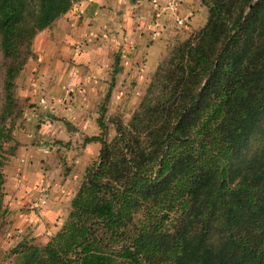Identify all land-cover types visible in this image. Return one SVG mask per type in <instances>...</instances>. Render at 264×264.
<instances>
[{
  "label": "trees",
  "instance_id": "1",
  "mask_svg": "<svg viewBox=\"0 0 264 264\" xmlns=\"http://www.w3.org/2000/svg\"><path fill=\"white\" fill-rule=\"evenodd\" d=\"M78 1L0 0L8 114L34 36ZM253 1L211 0L125 129L87 137L101 142L97 167L46 244L16 246L18 264H264V0Z\"/></svg>",
  "mask_w": 264,
  "mask_h": 264
},
{
  "label": "rangeland",
  "instance_id": "2",
  "mask_svg": "<svg viewBox=\"0 0 264 264\" xmlns=\"http://www.w3.org/2000/svg\"><path fill=\"white\" fill-rule=\"evenodd\" d=\"M180 1L128 0L138 7L127 12L118 7L116 16V9H106L98 19L80 14L72 40H59L64 50L58 52L39 31L26 61L37 63L28 72L33 82L24 87L18 80L25 63L15 79L9 114L0 50V126L12 125L8 137L0 136V153L7 158L1 168L0 264H18L17 245L42 246L59 231L78 186L99 162L101 142L87 137L101 135L108 142L117 134L114 123L124 130L157 65L205 24L211 0H186L181 14ZM194 8L205 21L197 29L188 22Z\"/></svg>",
  "mask_w": 264,
  "mask_h": 264
},
{
  "label": "crops",
  "instance_id": "3",
  "mask_svg": "<svg viewBox=\"0 0 264 264\" xmlns=\"http://www.w3.org/2000/svg\"><path fill=\"white\" fill-rule=\"evenodd\" d=\"M185 1L186 0H182L179 2L181 4V9L179 10L180 14L183 13L184 10H187L185 8V4H186ZM130 5L132 7H130ZM138 5L139 4H135L133 2H130L129 4L128 0H82V1L75 3L67 13H65L63 16L58 18L51 26L41 31L42 32L44 31L43 33L47 34L46 37L48 38V40H46V42L48 41V44H50V46L53 45V48H55L58 52L59 50H64V48L60 46L59 40H67V41L72 40V38L70 37V32L75 30L76 28L75 21L79 17L80 14H82L84 17H89L88 19H90L91 17L92 19H96V18L98 19V17L102 15L104 10L106 9H110V8L112 10L116 9V13H115V16H116L119 12L118 7H121V8L124 7V11L127 12L129 9L133 8V6L138 7ZM193 5L194 3L192 4V6ZM138 12L141 13L139 9H138ZM189 13H190V18L188 20L190 24L189 28L197 29L204 24L205 21H202V17L200 18L201 16L199 15L200 11H198L197 8H194ZM67 17H69L70 22H67V19H68ZM72 18L74 20H72ZM38 36H41V35H38ZM25 66L26 67L24 68V70L21 71L20 79H18V80H21L20 82L21 84H23L24 87L30 81L33 82V76L31 75L30 77H28V72L31 67H35L36 69L37 63L36 62L34 64L26 63Z\"/></svg>",
  "mask_w": 264,
  "mask_h": 264
},
{
  "label": "built area",
  "instance_id": "4",
  "mask_svg": "<svg viewBox=\"0 0 264 264\" xmlns=\"http://www.w3.org/2000/svg\"><path fill=\"white\" fill-rule=\"evenodd\" d=\"M157 0H152L153 3H155ZM180 22V21H179Z\"/></svg>",
  "mask_w": 264,
  "mask_h": 264
},
{
  "label": "water",
  "instance_id": "5",
  "mask_svg": "<svg viewBox=\"0 0 264 264\" xmlns=\"http://www.w3.org/2000/svg\"><path fill=\"white\" fill-rule=\"evenodd\" d=\"M250 5H252V3Z\"/></svg>",
  "mask_w": 264,
  "mask_h": 264
}]
</instances>
